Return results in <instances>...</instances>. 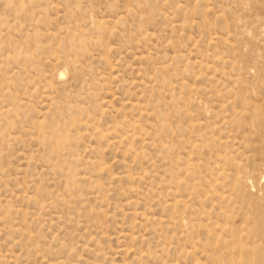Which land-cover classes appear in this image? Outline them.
<instances>
[{
	"label": "rangeland",
	"instance_id": "rangeland-1",
	"mask_svg": "<svg viewBox=\"0 0 264 264\" xmlns=\"http://www.w3.org/2000/svg\"><path fill=\"white\" fill-rule=\"evenodd\" d=\"M0 264H264V0H0Z\"/></svg>",
	"mask_w": 264,
	"mask_h": 264
},
{
	"label": "bare ground",
	"instance_id": "bare-ground-1",
	"mask_svg": "<svg viewBox=\"0 0 264 264\" xmlns=\"http://www.w3.org/2000/svg\"><path fill=\"white\" fill-rule=\"evenodd\" d=\"M137 127V126H136ZM136 129V128H135ZM136 131V130H135ZM142 131V130H141ZM138 132V131H137ZM134 134H135V132H134ZM137 136V135H136ZM220 172V171H219ZM222 173V172H221ZM245 181V180H244ZM180 201V200H179ZM180 202H182V201H180ZM174 203H176V202H174ZM182 204H183V202H182ZM173 205V204H172ZM174 206V205H173ZM180 206V205H179ZM225 229V228H224Z\"/></svg>",
	"mask_w": 264,
	"mask_h": 264
}]
</instances>
